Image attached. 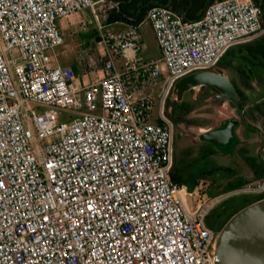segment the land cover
<instances>
[{
  "label": "built area",
  "instance_id": "1",
  "mask_svg": "<svg viewBox=\"0 0 264 264\" xmlns=\"http://www.w3.org/2000/svg\"><path fill=\"white\" fill-rule=\"evenodd\" d=\"M108 0H0V264H213L207 203L170 178L172 127L163 103L174 83L215 67L264 31L253 0H219L184 19L166 5L145 19L160 49L141 55L137 25L99 40L102 75L48 51L60 20ZM165 76L156 105L152 88ZM34 102L35 106L31 103ZM84 109L60 121V109ZM34 142V147L31 144Z\"/></svg>",
  "mask_w": 264,
  "mask_h": 264
},
{
  "label": "flooded vegetation",
  "instance_id": "2",
  "mask_svg": "<svg viewBox=\"0 0 264 264\" xmlns=\"http://www.w3.org/2000/svg\"><path fill=\"white\" fill-rule=\"evenodd\" d=\"M235 90L223 99L212 85H198L180 99L168 92L163 116L172 127L170 174L185 183L189 197L206 204L204 220L216 234L237 209L264 197V31L234 46L219 63ZM234 114L232 136L222 151L200 142L216 112ZM224 125H222V128ZM184 159V164H180Z\"/></svg>",
  "mask_w": 264,
  "mask_h": 264
},
{
  "label": "water",
  "instance_id": "3",
  "mask_svg": "<svg viewBox=\"0 0 264 264\" xmlns=\"http://www.w3.org/2000/svg\"><path fill=\"white\" fill-rule=\"evenodd\" d=\"M198 85H212L226 100L235 98V90L221 68L198 70L178 79L171 88L172 96H181ZM234 114L216 111L212 124L197 132L200 142L208 141L221 152L232 136ZM222 125L224 127L222 128ZM211 251L213 264H264V197L243 205L233 212L214 236Z\"/></svg>",
  "mask_w": 264,
  "mask_h": 264
},
{
  "label": "rangeland",
  "instance_id": "4",
  "mask_svg": "<svg viewBox=\"0 0 264 264\" xmlns=\"http://www.w3.org/2000/svg\"><path fill=\"white\" fill-rule=\"evenodd\" d=\"M111 1L117 2L118 0ZM179 1L181 0H171V3L173 5ZM168 7L172 8L171 5ZM105 19L106 17L104 18L99 15L97 22L90 8H83L76 14L63 18L59 23L63 42L48 51L50 56L55 54L54 63L57 62L71 66L76 71L77 78H79L82 84L101 77L104 62L106 61V57L102 54V44L95 40V37L98 36V39L101 40L108 33H117L125 28V25L122 23L107 24ZM138 31L140 34L141 55L146 59L158 58L160 56L159 45L151 25L145 18L138 27ZM164 85L165 76L163 74L151 89L156 105ZM31 105L35 106V103L32 102ZM83 111L84 109H60L59 120L68 121L71 116ZM31 144L34 147L33 141H31ZM181 164H184V159H181L179 165ZM193 203L194 199L189 197L188 204L190 208H193Z\"/></svg>",
  "mask_w": 264,
  "mask_h": 264
},
{
  "label": "trees",
  "instance_id": "5",
  "mask_svg": "<svg viewBox=\"0 0 264 264\" xmlns=\"http://www.w3.org/2000/svg\"><path fill=\"white\" fill-rule=\"evenodd\" d=\"M214 1L219 0H181L173 5L171 0H118L116 6L110 11L105 21L107 24L121 22L127 26L137 25L138 23L142 22V20H144L147 10L154 5H171L172 9L179 11L184 19L194 20L200 18L203 15L207 5ZM253 2L260 6L262 10L261 23L264 26V0H253ZM98 38V36L95 37V40L99 41L100 39ZM230 49H228L223 57L228 54ZM170 178L174 181L182 182L171 174Z\"/></svg>",
  "mask_w": 264,
  "mask_h": 264
},
{
  "label": "crops",
  "instance_id": "6",
  "mask_svg": "<svg viewBox=\"0 0 264 264\" xmlns=\"http://www.w3.org/2000/svg\"><path fill=\"white\" fill-rule=\"evenodd\" d=\"M177 12L179 13V11H177ZM180 14H181V13H180ZM181 15H182V14H181ZM61 20H62V19H61ZM120 23H121V22H120ZM115 24H116V23H115ZM123 24H124V23H123ZM124 25H125V27L127 26L126 24H124ZM75 82H76V83H81L80 80H79V78H77V79L75 80Z\"/></svg>",
  "mask_w": 264,
  "mask_h": 264
}]
</instances>
